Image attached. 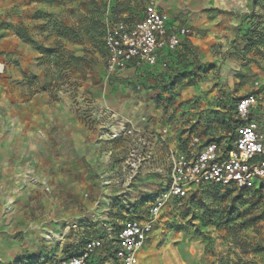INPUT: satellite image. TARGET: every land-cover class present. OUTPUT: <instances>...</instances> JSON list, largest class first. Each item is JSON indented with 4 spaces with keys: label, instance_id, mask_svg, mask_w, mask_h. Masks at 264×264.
<instances>
[{
    "label": "rangeland",
    "instance_id": "1",
    "mask_svg": "<svg viewBox=\"0 0 264 264\" xmlns=\"http://www.w3.org/2000/svg\"><path fill=\"white\" fill-rule=\"evenodd\" d=\"M160 1L193 26L180 69L116 77L107 72V26L133 25L159 0H0V61L8 67L0 75V154L12 155L0 171V238H10L0 251L15 252L0 264H59L90 240H114L166 189V148L185 150L200 136L234 149L236 104L264 82V0ZM35 96L43 108L68 110L73 124L47 127L40 149L27 144V133H37L26 109ZM128 128L142 138L154 130L162 145L163 156L134 182L116 154L123 139L112 138ZM111 153L99 166L96 158ZM146 245L141 264H264V191L196 188L169 201Z\"/></svg>",
    "mask_w": 264,
    "mask_h": 264
},
{
    "label": "built area",
    "instance_id": "2",
    "mask_svg": "<svg viewBox=\"0 0 264 264\" xmlns=\"http://www.w3.org/2000/svg\"><path fill=\"white\" fill-rule=\"evenodd\" d=\"M192 34L190 27H171L169 15L151 4L135 24L107 26L104 46L108 75H117L134 63L167 69L168 63L161 62V57L176 51L182 40ZM6 70L7 65L0 61V75ZM258 116L264 117V82L260 81L236 104L238 134L234 149L225 151L217 142L200 136L191 138L186 150L171 149L170 183L164 192L154 197L139 216L127 220L114 240H90L79 255L65 258L60 264H140L139 254L155 232L170 200L184 198L196 188L208 185L264 191V125ZM141 135L138 130L128 128L114 132L112 138L127 137L145 146L147 142ZM136 146L130 148L126 162L131 180L137 177L145 158L143 148ZM98 257H101L99 261Z\"/></svg>",
    "mask_w": 264,
    "mask_h": 264
},
{
    "label": "crops",
    "instance_id": "3",
    "mask_svg": "<svg viewBox=\"0 0 264 264\" xmlns=\"http://www.w3.org/2000/svg\"><path fill=\"white\" fill-rule=\"evenodd\" d=\"M156 6L158 7V9L161 12H164V13L169 15V17H170V26L171 27H180V26H186V27H190V28L193 27L189 23L185 24V25H181L178 21H176L174 19V15H173L174 14L173 10H175L174 9V4H171L169 2L165 3V2L159 0V2L157 3ZM189 38L183 39L182 40V45L176 51L171 52V53H167L163 57H161V62L164 61V62L168 63V68L167 69H163L161 67V65H159L157 67H154V68H151V67H148V66L143 65V64L134 63L127 70L117 74L116 77H124L123 75L126 72L131 71V70L136 71L138 68L148 69V70H150V72H159V73L167 72L169 74H176L178 72V69H180L179 68V63L182 62V60H178V58L179 57H181V59L184 58L183 54L185 53V50L187 49V47L189 45V42H188ZM199 47H200V44H199ZM7 69H8V67H7ZM36 97H38V96H35L26 106V109L28 111H30V115L32 117V120H27V126L30 127L31 129L33 128V129L37 130V133H35V132H28L27 133V135H28L27 136V138H28L27 144L40 146L41 143L44 144L43 141L48 137V135H47L48 132L46 130L47 127L48 128H59V129H65L66 130L67 128H71L73 126V124H72L71 120L68 119V117L71 118V114L68 112V110H63V108L58 110L56 107L43 108L42 107L43 105L38 103V101L41 100V99H37ZM258 119L264 125V117L263 116H258ZM136 123L138 125L139 121L137 120ZM153 131L154 130H147L148 135L145 136V139H148L149 142H148V144L143 146L145 158H144V161H143L141 167L137 171L138 172L137 176L152 161L157 159L158 155H162L163 156V154L161 153L162 152V150H161L162 148H160V147H162V145L161 146L157 145V142H158L156 140L157 137H156V135L154 134ZM71 136H72V134H71ZM122 139H123V142L121 141L122 143L121 142H116V144H118V146H119V147H117L118 153H116V154L117 155L123 154L124 158L122 156V158L120 159L121 160L120 164L124 167L125 170H126V168H128V171H129L128 175L130 177V174H131L130 173V169L126 165V162H127V159H128L130 148L132 147V144L135 143V142H134L133 139L127 138V137L122 138ZM43 144H41V146ZM41 146L38 149H40ZM167 146H168V149H169V147H171L170 142L167 143ZM121 150L124 153H120ZM165 150H166V153L164 154V157H165V163H166L167 170H168V184H169L170 183V165H169V162H168L169 150L167 151V148ZM68 153L71 154L69 152V148H67V149L63 148V150L61 151V155H67ZM43 154H46V152H43ZM111 156H113L112 153L107 158L104 157V156L101 157L99 155L96 158V161L99 164V166H101L102 168H106L107 164L110 162ZM11 157H12V155L10 153L0 154V171H3V170L7 171L9 169ZM44 159H42L43 162H44ZM2 174L3 173H0V175H2ZM136 179H137V177L134 180L130 179V181L134 182ZM168 184H167V186H168ZM0 218H1V213H0ZM38 224H40V223L38 222ZM31 236H32L33 240L34 239L38 240L39 239V231L38 230L37 231L32 230ZM5 239L7 240V239H10V238L9 237H5L4 239L0 238V242H5ZM150 239H151V237H150ZM111 241L109 240V242H111ZM143 251H144V249H142L140 254H139L140 264H141L142 256L143 257L146 256L145 251L144 252ZM74 256H76V255H74ZM14 257H15V252H14V248H12V246H9V249H8V245H7L5 250H1L0 251V261H2V262L10 263L13 260ZM69 257H72V256H69ZM69 257H65V258H69ZM65 258H63V259H65ZM63 259H61L60 262ZM100 259H101V257H98L97 261H99ZM60 262H59V264H60Z\"/></svg>",
    "mask_w": 264,
    "mask_h": 264
},
{
    "label": "trees",
    "instance_id": "4",
    "mask_svg": "<svg viewBox=\"0 0 264 264\" xmlns=\"http://www.w3.org/2000/svg\"><path fill=\"white\" fill-rule=\"evenodd\" d=\"M212 186H214V185H212ZM246 191H253V193H255V194L262 192V190H246Z\"/></svg>",
    "mask_w": 264,
    "mask_h": 264
}]
</instances>
